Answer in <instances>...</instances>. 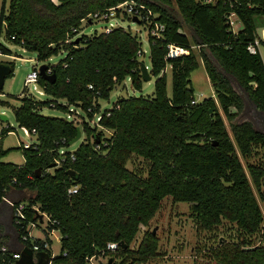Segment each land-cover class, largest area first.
<instances>
[{"label":"trees","instance_id":"obj_1","mask_svg":"<svg viewBox=\"0 0 264 264\" xmlns=\"http://www.w3.org/2000/svg\"><path fill=\"white\" fill-rule=\"evenodd\" d=\"M124 1L128 0H9L7 10L2 5L0 33L4 26L7 38L35 52L38 61L61 52L65 56L55 64H46V72L55 73L53 82L40 73L37 79L51 99L24 95L13 110L20 127L35 129L37 141L21 146L22 164L0 160V202L13 178L20 183L13 186L31 192L24 201L26 218L22 225L40 221L41 214L48 216V230L60 233L55 264H88L91 257L99 256H108V264L113 258H121V264L148 262L157 253L158 237L147 231L137 248L132 245L166 197L190 203L200 229L231 225L238 243L225 249L223 260L217 264H264V246L246 248L257 236L264 235V209L256 194V190L263 194L264 131L252 120H237L245 102L234 83L264 114V59L260 52L252 54L248 50L259 36L256 18L264 15V0H218L215 4L131 0L144 4V12L151 10L156 20L166 24L161 38L148 31L149 72L157 76L155 90L152 96L119 98L112 108L102 109L99 100L109 99L115 86L126 78L135 88L143 87L144 61L137 54L142 41L123 26L90 36L80 34V27L88 14ZM231 10L243 22L237 32L228 23ZM177 12L194 29L196 37L192 40ZM125 17L132 19L128 13ZM138 23L146 26L144 20ZM169 42L190 47V54L166 58ZM0 52L11 54L1 43ZM199 58L216 98L210 96L193 103L191 73L199 66ZM5 63L11 67L10 76L14 63ZM168 63L173 75L171 96L165 71ZM6 103L0 100V104ZM71 104L90 119L100 115L99 124L110 129L111 135L105 137L103 131L85 120L81 129L80 124L67 118L39 113L44 106L67 111ZM218 107L229 120L231 131ZM77 128L85 132L86 140L67 151ZM96 137L99 142H95ZM238 150L247 161L262 150L258 164H247L256 186ZM129 162L134 168L128 167ZM72 186H77V191L69 194ZM52 220L55 222L50 223ZM14 225L23 245H38V251L50 254L49 238L22 240L27 231ZM110 242H118V249H108ZM12 252L0 242V264H13Z\"/></svg>","mask_w":264,"mask_h":264},{"label":"rangeland","instance_id":"obj_2","mask_svg":"<svg viewBox=\"0 0 264 264\" xmlns=\"http://www.w3.org/2000/svg\"><path fill=\"white\" fill-rule=\"evenodd\" d=\"M3 4L5 10H7L9 0H0V9ZM176 14L183 23V30L187 32L192 40L196 37L194 29L185 22L178 12ZM120 24L125 29H129L133 34L139 36L145 50V54L141 56V60H143L148 66V69L151 70L150 46L146 26L132 19H124V17L123 20L120 21ZM107 25V22L96 20L87 24L82 22L80 34L90 36L95 32L104 31V28ZM256 29L259 37L264 39V15L256 18ZM0 43L6 46L11 52V54L0 52V63L8 61H13L14 63L12 75L6 76L3 86L0 89V100L7 102L6 104H0V160L2 162L22 164L24 162V156L22 154L21 146L36 143L37 140L34 134L26 133L23 127H20L17 124L13 110L20 104L21 97L24 95L32 96L36 100L51 99V96L46 94L38 84L33 82L26 83V76L33 66H39L42 63L55 64L59 59L65 56V53L61 52L49 57L45 61H38L35 52L26 50L7 38L4 32V26H2V32L0 33ZM194 50L198 52L196 46H194ZM260 50L264 59V45H261ZM165 71L167 73V92L168 95L171 96L173 93V75L170 63L167 64ZM156 80L157 76L152 74L151 79L145 80L143 87L137 89L133 86L131 79L126 78L122 84L115 86L111 91L109 99L99 100L102 109L112 108L119 98L140 95L152 96L155 90ZM191 80L195 89V99L197 101H202L207 97L213 96L215 92L213 91V85L210 81L205 65L200 58L199 66L191 73ZM234 83L245 102L244 110L238 115L237 120H252L256 123L259 129L264 131V114L257 110L249 99L247 93L238 86L235 80ZM214 97L216 98L215 95ZM59 100L62 103L66 102L63 98H59ZM70 108L78 111V114H74V119H76L75 122L80 124V126L82 125V120H85L90 126H92V128H96L98 131H103L105 137L111 135L110 129L103 128L100 124H95V118H88L87 114L80 107L71 104L68 106V109ZM218 108L223 114L227 128L231 131L229 120L224 115L223 110L220 107ZM39 113L67 119L69 114L67 111H62L56 107L50 106L40 108ZM68 120L72 121L70 118ZM7 127H11V129L6 132L5 129ZM84 140H86V134L82 131L81 136L76 141L69 144L66 148L67 151L75 150ZM239 155L241 156L240 153ZM261 156L262 150H260L257 156L252 157L249 161L241 156L242 162L251 181V173L247 164L248 162L251 164H258ZM128 167L134 168V164L129 162ZM50 171H52V168H50ZM252 183V185L256 186L253 181ZM262 191L263 194H260L259 191L256 190V194L264 209L263 178L260 192ZM19 195L27 198L31 195V192L24 189ZM9 197L11 196L9 195ZM47 224V217H44L43 222L39 223L42 228L48 231ZM228 225L229 224L227 223V226L219 227L215 230L200 229L192 216L190 203L175 202L172 197H166L162 202L161 208L157 211L149 224L141 227V230L132 245L133 248H137L138 244L143 239L145 232H155V235L158 237L157 253L146 263L135 261L126 264H217L218 260H223L221 253L225 249H231L233 243H238L234 229L230 228L231 225ZM27 227L32 236L41 238L45 236L44 231L32 227L31 223H29ZM48 235L51 238L49 245L50 254L52 257L57 256L60 253V233L59 231H54ZM256 246H264L263 234L257 236L253 240V244L246 248H254ZM112 260L113 261L110 264H121L122 262L121 258H113ZM108 262V256H99L92 258L88 264H108Z\"/></svg>","mask_w":264,"mask_h":264},{"label":"built area","instance_id":"obj_3","mask_svg":"<svg viewBox=\"0 0 264 264\" xmlns=\"http://www.w3.org/2000/svg\"><path fill=\"white\" fill-rule=\"evenodd\" d=\"M198 1L205 3V4H215L218 0H198ZM227 1L231 2V0H224V2H227ZM232 6L233 5L231 4V7ZM144 8H145L144 4H140V3H136L134 1L128 0V1L121 2L117 5L107 7L103 10H98V11H95L93 13H90L87 15L86 18L82 19V22L86 23L87 18L89 20V23L93 22L94 20L107 22L108 25L105 26L104 31L110 32L113 30V28H115L117 26H122L120 24V21L123 20V17H124V19H127L125 17V13H128L130 16H132V20H133V17H137L139 19V21L144 20V22L146 23V26L149 27L148 28L149 33L153 36L161 38L164 35V32L166 30V24L159 21V20H156L155 17L152 15L153 12L151 10H148V12H144L143 11ZM227 19H228V23H229L232 31L237 32L243 27V22L235 10H231L228 13ZM75 30L76 29H73V31H75ZM261 45H262L261 44V38L258 36L254 39L253 42H251L248 45V50L252 54H256L258 52L261 53V50H260ZM166 48H167L166 58H168V59H175V58H178V57L183 56V55H188L191 52L190 47L180 45V44H177L175 42H169L167 44ZM137 54L140 57L145 54V50L143 48V45L138 50ZM38 76H39L38 66H33L32 69L30 70V72H28V74L26 76V83L33 82V83L37 84ZM88 87L91 88L92 85L88 84ZM195 102H197V100L194 98L193 103H195ZM87 110L91 111L92 109H91V107H88ZM67 112H69L68 119L70 118V119H72V121L75 122L76 119H74V114H78V111L72 110L70 108L67 110ZM94 118L96 121L95 124H99V120H100L101 116L98 114H96V115L94 114ZM23 129L26 133L36 135L35 129L28 130L25 127H23ZM30 145H32V144H28L25 147H28ZM71 158L74 159V156L71 155ZM57 162H60V161H57ZM11 184H12V186L10 188H17L15 186H13L14 184L20 185V183L17 182L16 178H13L11 180ZM76 191H77V186H72L68 189L69 194H73ZM7 192H8V190H7ZM2 202H4L8 206V208L10 210L12 221L16 225H20L21 228H25V230L27 231V233L22 234L21 239L27 240L28 238L29 239L35 238L34 236H32L30 234V230L27 227L28 224L25 226L22 225L25 218H26V215L24 212V210L26 208L25 202L22 200H17V199L9 197V195L7 193L3 195ZM44 217H47L48 223H49L48 216L46 214H43L42 215V221H37L36 223L30 222L32 227L36 228V226L39 225V223L43 222ZM54 222L55 221L52 220L50 223H54ZM118 247H119L118 242H110L108 244V249L113 250V251L117 250ZM32 248L34 251H38L39 246L34 245ZM1 250L5 251L6 247L1 246ZM19 256H20V250L12 252V257L14 258V260L17 259ZM92 258L93 257H91L89 259V261Z\"/></svg>","mask_w":264,"mask_h":264},{"label":"water","instance_id":"obj_4","mask_svg":"<svg viewBox=\"0 0 264 264\" xmlns=\"http://www.w3.org/2000/svg\"><path fill=\"white\" fill-rule=\"evenodd\" d=\"M133 20L136 22H139V19L137 17H133ZM142 74H143V79L144 80H150L151 79V74L149 72L148 66L145 63H142ZM39 73L41 76L44 78L50 80L53 82L55 80V73H48L46 72L47 70V65L45 63H42L38 66ZM11 73V67L7 63H0V89L3 86L4 80L6 76H8ZM4 117V116H3ZM5 118V117H4ZM81 136V130L80 128H77V134L74 138V140L71 142L73 143L76 141L79 137ZM100 139L98 137L95 138V142H99ZM70 143V144H71ZM53 164L50 166L52 167ZM36 174H39V170H36ZM69 174L71 176L74 175V171L70 170ZM42 215H40V221H42ZM155 234V232H153ZM13 264H55L53 262V257L48 254L46 251H34L33 248L24 245L22 249L20 250V256L15 259Z\"/></svg>","mask_w":264,"mask_h":264},{"label":"crops","instance_id":"obj_5","mask_svg":"<svg viewBox=\"0 0 264 264\" xmlns=\"http://www.w3.org/2000/svg\"><path fill=\"white\" fill-rule=\"evenodd\" d=\"M213 91H214V88H213ZM214 95H215V92L213 96ZM22 191L23 189L10 188L7 194L10 195L14 199L23 201L26 198L24 196L21 197V195H19ZM36 228L44 231L45 233V236L42 238L35 237V238H41V239L49 238L51 240L48 234H51L54 231H58L56 229L47 231L44 228H42L41 225H37ZM0 242L8 245L9 248L13 251L21 250L22 247L24 246L19 239L18 231L12 221L10 210L8 206L2 201L0 202Z\"/></svg>","mask_w":264,"mask_h":264}]
</instances>
